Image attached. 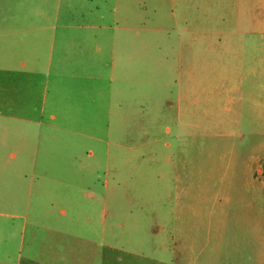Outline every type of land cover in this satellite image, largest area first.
<instances>
[{"label":"rangeland","instance_id":"1","mask_svg":"<svg viewBox=\"0 0 264 264\" xmlns=\"http://www.w3.org/2000/svg\"><path fill=\"white\" fill-rule=\"evenodd\" d=\"M259 1L0 0V264H264Z\"/></svg>","mask_w":264,"mask_h":264},{"label":"crops","instance_id":"2","mask_svg":"<svg viewBox=\"0 0 264 264\" xmlns=\"http://www.w3.org/2000/svg\"><path fill=\"white\" fill-rule=\"evenodd\" d=\"M230 2V1H229ZM260 1L259 0H235L234 5L237 10V12H240L241 20H240V25L241 29L240 32L241 34H244L245 37L249 33L252 34L253 32H257L258 27H259V10H260ZM227 6V5H226ZM228 6H230V3H228ZM262 9H264V0H262ZM51 119H54V115H50ZM64 213V212H62ZM22 219L23 224L25 223V219L20 216ZM24 227H22V231L20 232L19 235V240H23L24 237ZM62 238L64 241H70V240H75V243L73 244L74 247L71 249L65 250V253H63L61 250L58 252V260L61 262V264H78V235H69L67 236L66 234H62ZM66 246L70 244V242H64ZM49 243V247H51ZM47 245V244H45ZM19 249H22L20 246ZM43 250V249H42ZM47 250V249H45ZM48 251L50 252H44L42 255H51L53 252H51L49 249ZM33 252L31 249L30 253ZM24 264H52L48 262H44L41 260H38L34 257L28 256V258H24ZM16 264H22L21 261L17 262Z\"/></svg>","mask_w":264,"mask_h":264}]
</instances>
